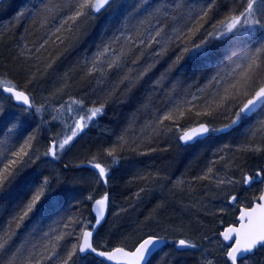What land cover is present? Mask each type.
<instances>
[{
	"label": "trees",
	"instance_id": "16d2710c",
	"mask_svg": "<svg viewBox=\"0 0 264 264\" xmlns=\"http://www.w3.org/2000/svg\"><path fill=\"white\" fill-rule=\"evenodd\" d=\"M3 1L0 0V3L5 4L0 10V105L9 110L21 108L16 106L9 97H5L2 93V87L13 85L16 86L17 90L25 91L30 99L33 98L35 101L41 92L39 88L42 87L49 90L53 95H63L66 92H70L71 95L69 97L77 100L82 99L85 108L92 106L94 101H107L103 115L98 116L91 122L95 124V128H90L91 126H89L85 129V134L83 136L81 134L73 142L72 147L76 150V154L73 156L74 159L72 161L65 160V154H63L60 161L53 162L45 171V174L51 172L53 176H59L62 181V187L73 192L74 198L73 196L67 197L68 202L63 203L62 208L45 205V211L32 214L16 230V236L13 237L9 246L10 250H15L16 247L25 241H28V247L42 242V240L47 239L43 236L45 232H48L50 236L55 235L56 232L63 229V224L67 222L68 217H76L82 221L93 219L91 201L85 200L84 197L94 187V176H88L87 179H85V176H77L80 172L85 173L86 169L77 168L75 165L80 164L81 166L85 165V167H88L86 164L87 159H90L98 150L102 152L104 148L118 145L117 138L124 133L125 129H128L126 138L129 142L122 149L118 148L119 163L112 167L106 191L109 194V198L111 196L113 198V194H115L114 196L117 198L125 196L134 197L133 199H135L137 188L140 191L145 190V193H141L137 197L141 199L142 205L145 206L144 208H147L148 202H150V207H152L153 211H150V216L149 212H147L142 217L143 221H151L152 217L156 216L163 220L167 219V221H171L172 214L174 213L167 212L164 208L160 209L159 207L161 205L165 206L167 200H171V203L174 197L176 200L178 199V196H175L177 193L175 195L170 194L171 191L175 190L169 189L175 188L171 182H173L174 178L179 177L174 176V174L179 175V172H187L190 177L187 180L188 185L182 186V188L190 189L195 194L197 202H203L207 194L202 191L197 176L190 175L192 173L199 175L200 173H205L209 167L213 168V173H225L228 170L226 166L230 167L233 163L240 164L242 157L239 154H236L229 160H225V162L221 161L223 156L217 154V162L214 163L209 159L211 155H209L208 150L205 151L206 153L202 157V162L188 161L187 158L185 159L187 155L180 153L187 146L180 144L177 139L179 132L176 131L175 125L171 122H165L166 126L172 127L173 130L171 132L163 131L160 135L150 137V129L148 133L142 131L158 114L156 110L165 107L163 102L167 99V94L170 91L174 100L186 97L190 98L191 94H196L204 99L211 98L218 86L208 78L211 79L215 75V71H220V64L226 60L227 56L220 59L218 63H213L211 60L189 59L186 56L177 65L176 70L169 73L167 78L161 81L160 86L154 90L152 87L153 82L165 72L169 64L179 55L183 44L180 41L170 42L167 47V53L163 57H158L155 53L160 50L161 44L153 43L150 48L143 45L137 47L138 38L136 37V33L138 30L143 31L144 28L152 31L155 27L163 26L164 32L158 38L163 42L167 37L172 36L173 29L182 26L184 21L179 18L173 20L170 16L157 14L156 18L152 19L151 26L146 23L143 28L138 29L139 22L147 18L149 13H153L156 8H160L161 12H163L165 5L169 6V10L177 3L199 8L201 5L206 4L208 0H147V3H144V0H120V7L118 9L103 11L97 15L96 19L89 20L86 24L82 25V28L86 29V35L79 36L77 32L69 33L66 30L68 25H65V30L57 34L64 37L63 43L57 41L56 37L52 36V32L60 25L61 20L69 14L68 8H63V11L60 12H56L54 8L56 5L63 7L65 0ZM232 1L233 3L229 2V0H217V6L209 14L211 19L208 23L202 20L201 24L204 27L199 32L189 36L188 39L198 43L202 38H205L206 33L212 31L211 25L217 24L229 12L228 6L233 8L236 5H234V2L237 3L240 0ZM141 4L143 6L137 10L138 5ZM45 5L53 7V12H43L42 8ZM6 6L13 7V10L7 12ZM182 11L186 14L187 7ZM78 36L79 38H77ZM128 36L136 39L137 43L129 46L125 39ZM114 37H120L119 41H115ZM226 39L220 41L211 40L210 45H221L220 50L226 51L229 55L232 49L235 50V43H226ZM46 40L48 43L44 44ZM102 43H112L113 48L117 51L122 46L125 51L129 47L132 48V51L124 58V63L120 68L109 70L104 75H101L99 72L88 75L85 60L90 59L97 51V46ZM42 44H44V47H41ZM141 53H143L142 56ZM133 60H138V63L133 64ZM154 60L158 61L155 67L142 80L131 87L130 91L128 90L129 83L127 81L120 83L122 77L128 73L129 69L133 70L131 75L134 77L139 70ZM174 85L175 89L173 91ZM34 90L38 91L36 92V96L33 93ZM67 102H70V100H65L64 98L57 101L56 104L60 106ZM72 107L75 111L71 113L65 109H61V111L63 110L66 123L69 118L71 120L70 124L79 113L78 107L75 105ZM44 112L45 110L43 109L41 114L43 115ZM36 114L37 112L34 108L30 110L23 128L18 134L16 133L17 137L16 134H13L16 130L12 133H7L4 128L6 121H0V152H4L7 146L3 143L5 135H8L7 141H11V151L9 150L8 155L18 149L28 135L35 134L36 139L38 138V135L35 133L36 129L34 128V124L38 119ZM209 119L214 126L220 127L228 123L230 117L223 110L214 114L211 118L196 117L192 113L178 119L177 123L183 128L194 126L193 121L195 120ZM42 121L43 119L39 124ZM212 137L198 143L204 145V143L210 142ZM52 138V136L47 134L41 135L38 140L39 143H35L36 139L33 141V147L36 148V145L46 146ZM82 157L84 158L82 159L83 161L79 159ZM103 158L111 160V158ZM179 160H183L186 163L179 164ZM206 161L210 165L204 164ZM223 163L225 164L223 165ZM54 164L59 168L57 171L51 169ZM65 164L69 165L67 169L64 168ZM201 180L204 182V179ZM161 188L163 190L169 189V191L167 190V193L160 192V194H153L155 189L159 190ZM77 201H81V203H77ZM14 213L15 203L10 201L0 202V230L8 227V223ZM120 222L116 224V228L127 227L125 222ZM107 223L108 219L97 234H102V230L108 225ZM178 224L183 223L179 222ZM13 227L15 226L13 225ZM197 227L199 229L193 228L199 231L197 236H204L211 231L210 229L213 226ZM73 228L78 231L80 225H73L67 231H71ZM53 229L56 232L52 231ZM74 242H76L75 236H68L60 241L59 248L57 249L58 255L63 257ZM169 244L160 252L162 254L159 253V255H171V251L168 248L172 243ZM200 245L204 246L205 240H201ZM73 259L76 261V264L99 262V260L91 256L88 257L86 262L80 261L76 257ZM46 264H56V259L53 258L52 261H48Z\"/></svg>",
	"mask_w": 264,
	"mask_h": 264
},
{
	"label": "snow or ice",
	"instance_id": "6c2138e0",
	"mask_svg": "<svg viewBox=\"0 0 264 264\" xmlns=\"http://www.w3.org/2000/svg\"><path fill=\"white\" fill-rule=\"evenodd\" d=\"M144 3H147V0H144ZM142 6V4L138 5L137 10ZM216 6L217 0H208L199 8L177 3L169 10V6L165 5L163 12L160 8H156L153 13H149L147 18L139 22L138 29L143 28L146 23L151 26V21L156 18L157 14L170 16L173 20L179 18L184 21V24L174 28L173 35L167 37L163 42L158 39L164 32L163 26L155 27L152 31L144 28L143 31L138 30L136 33L137 47L143 45L150 48L153 43L161 44L160 50L155 53L158 57H163L167 53L170 42L180 41L183 44L179 55L153 82L154 90L160 86L161 81L167 78L169 73L176 70L177 65L186 56L189 59L211 60L213 63H218L220 59L228 56V64L234 65L230 71L217 72L211 77V82H215L218 87L209 99L191 94L190 98L174 100L170 91L167 94V99L163 102L165 107L157 109L158 114L142 130L148 133L150 129V137L160 135L163 131L171 132L172 127L165 125V122L168 121L174 124L176 131L179 132L178 141L187 146L215 134H227L234 127L250 119L259 109L264 108V58L261 57V53H264V43L254 50L243 53L237 51L230 56L226 51L220 50L221 45H210L211 40L220 41L225 38H227L226 43L234 42L242 45L245 43L243 39L245 37H250L258 32L264 35V0H241L240 4L231 8L223 19L217 24L211 25L212 31H208L205 38H202L198 43L190 41L188 37L204 27L201 24L202 20L208 23L211 19L209 14ZM119 7V0H65L63 7L56 5L54 8L56 12L68 8L69 14L61 20L60 25L52 32V36L63 43L64 37L57 34L65 30V25H68L66 30L69 33L77 32L79 36L86 35V29L82 28V25L89 20L96 19L97 15L103 11ZM186 7L187 13L185 14L182 10ZM53 10V7L47 5L42 8V11L47 13H52ZM69 22L71 23L69 24ZM119 39L120 37H114L117 42ZM125 39L129 46L137 43L132 36ZM53 42L55 43V41ZM47 43L46 40L44 44ZM44 44L41 47H44ZM131 51V47L125 51L123 46L117 51L113 48L112 43L98 45L95 54L85 60L87 74L92 75L99 72L104 75L109 70L120 68L124 63V58ZM142 55L143 53H141ZM132 63L136 64L138 60H133ZM156 63L158 61L154 60L147 64L134 77L131 75L133 70L129 69L120 83L127 81L130 91L131 87L142 80L155 67ZM174 89L175 85L173 91ZM3 90L10 94V98H14L15 101L26 106L18 110H9L0 105V121H6L4 128L7 133H12L17 128L22 129L31 109L34 108L37 113L43 110V105L37 106L29 95L25 94V91L17 90L16 86H6ZM73 105H77L79 113L82 114L78 113L72 124L67 125L65 131L56 134L49 140L43 151L33 147L36 136L30 134L19 148L8 156H4V153L0 152V157H3L0 160V202L15 203V213L11 217L8 227L0 230V264H46L54 257L56 264H76L74 257L86 262L91 255L116 262V264H151L152 257L159 251L158 246L166 240V236L158 232H145L136 239L130 248L121 246L110 250H101L100 246L94 244L93 232L105 220L109 208L110 198L107 191L99 198H95L92 191L84 197L85 200L91 201L95 223L68 217L67 222L63 224V229L58 232L55 229L52 230L56 232L55 235L50 236L48 232H45L43 236L47 239L42 242L28 247V241H25L15 250H10L9 246L13 237L16 236V230L32 214L45 211V205L62 208L63 203L68 202L67 197L73 196L74 198L73 192L62 187L59 176H53L51 172L45 174V171L53 162L60 161L66 151L71 150L73 142L85 132L92 121L103 115L107 101H94L92 106L85 108L82 99L70 98V102L60 105L57 112L60 109H65L71 113L75 111ZM222 110L230 117V120L220 127L214 126L210 119L195 120L193 121L194 126L183 128L177 123V120L184 118L186 114L194 113L196 117L211 118ZM52 119L55 120L57 117L53 116ZM257 131L264 132V119L258 121V126L255 131L251 132V136L254 137ZM127 132L128 129H125L124 133L117 138L118 145L104 148L102 152L98 150L90 159H87V166L94 172V184L108 186L112 167L119 163L118 148L122 149L129 142L126 138ZM240 150L258 153L264 151V148L252 143H245ZM103 157L111 158V160ZM68 167V164L64 165L65 169ZM75 167L79 168L81 165L78 164ZM211 173H213V168L209 167L207 172L197 179H210L209 174ZM182 183L183 181H178L177 186ZM216 183L218 186L243 184L249 187L256 183L264 184V168L251 173L245 172L239 180L232 177H221L217 179ZM138 195L139 193H137ZM77 203H81V201H77ZM229 203L238 204L237 195H230ZM220 211H224V209H220ZM238 212L236 222L219 233L223 242H231L219 244L223 249L221 254L223 264H252L253 258L258 253H264V188H261L258 195H254L246 206L238 207ZM76 224L80 225L78 231L74 228L67 231ZM68 236H75L76 242L71 244L63 257H60L57 253L60 241ZM204 239H208V237H204ZM172 243L177 250L200 247V244L195 240L187 237L175 239ZM203 264H216V262L206 259Z\"/></svg>",
	"mask_w": 264,
	"mask_h": 264
},
{
	"label": "rangeland",
	"instance_id": "374dc122",
	"mask_svg": "<svg viewBox=\"0 0 264 264\" xmlns=\"http://www.w3.org/2000/svg\"><path fill=\"white\" fill-rule=\"evenodd\" d=\"M240 1H237V3L234 2V5L236 4L235 7L240 4ZM229 2L233 3L232 0H229ZM4 5L5 4H2V2L0 3V10L4 7ZM228 9L230 10L231 7L228 6ZM243 39L245 43L242 45L235 43V50L232 49L229 56L233 52L237 51L243 53L245 51L254 50L255 48L259 47L261 43H264V35H261L259 32ZM263 55L264 53H261L262 58H264ZM231 67H234V65L228 64L227 56L226 60L222 64H220V71H215V74L217 72L230 71ZM208 79L211 80L210 78ZM39 89H41V92L38 95V99L35 101L32 98L31 100L35 104L37 103V106L43 105V109L45 110V112L43 115L41 114V112L36 114L38 119L34 124V128L36 129L35 133L36 135H38V138L36 139L35 143H39L38 140L41 135L47 134L54 137L56 134L62 133L66 130L67 125H70L71 122V120H69L68 118V122L66 123V119L63 116V110L61 111L60 109V111L57 112V109L60 108V106L56 104L57 101L63 100L64 98L65 100H70L71 97L69 96L71 95V93L66 92L63 95H53L49 92V90H46L43 87ZM37 90L33 91L35 96L36 92L39 91ZM75 106L78 107L77 105ZM53 116H56L57 119L53 120ZM40 118L41 120L43 119V121L39 124V122L41 121ZM261 119H264V108L252 118L244 121L239 126L234 127V129L230 130L227 134H215L210 142L206 144L204 143V145L202 143H197L193 146H187L184 147L185 150L183 152H180L187 155L185 159L187 158L188 161L194 160L195 162H202V157L203 155H205L206 150H208L209 155H211L209 156V159L214 163L217 162V154H221L223 156V159L221 160L222 162H225V160L227 159L229 160L236 154H239L242 157V159L240 160V164L233 163L230 167L226 166L228 170L225 169V173H211L209 174L210 179H204V182L201 179H197L198 183L201 184L200 186L202 187V191L207 194L203 199L204 203L201 201V203L197 202L198 200L195 198V194H193V191H191L190 189L182 188V186L188 185L187 180L190 178L185 171L181 173L179 172V175L174 174V176L179 177L174 178L173 182H171V184L175 188H169L171 190H175L171 191L170 194L175 195L177 193L175 196H178V199L176 200V198L174 197L175 199L172 198L171 203V200H167V204L165 206L161 205L159 207L160 209L164 208L167 212L174 213L172 214L171 221H167V219L163 220L162 218H158V216L152 217L151 221H143L142 217H144L147 212H149L150 216L151 212L153 211L151 209L152 207H150V202H148L149 207L147 206V208H144L145 206L142 205L141 199H139V197L137 196L135 197V199H133L134 197L130 198L125 196H120L117 198L116 196H114L115 194H113V198L112 196L110 197V212L107 223L108 225H106V228L104 227V229L102 230V234H96L94 243L100 246V249L102 248L101 250H110L112 248L121 246L130 248L135 243L136 239L139 238V236L148 231H155L165 235L167 243H172V241L175 239L187 237L195 240L198 244L201 243V240H205V245H200L198 249L177 251L172 243V245L168 248L169 251H171V255H159V253L163 251L162 249L156 256L153 257V259L151 260V264H157L158 261L159 264H203L206 259H212L216 262V264H223V258L221 255L223 249L219 246L222 241L220 239L219 233L223 231L225 227L236 222V218L239 215L238 207L246 206L248 203H250L252 197L254 195H258L259 190L264 186V184L256 183L250 187L243 184L218 186L216 181L221 177H232L239 180L245 172L251 173L264 168V151L257 153L245 152L240 150L241 146L245 143H252L255 145H259L261 148H264V132L257 131L254 137L251 136V132L256 130L258 121ZM90 126V128H95L94 123H90ZM20 130L21 128H17L16 132H14L13 134H18ZM84 134L85 132L82 133L81 136H83ZM7 136L8 135H5L3 141V143L7 145L5 151L3 152L4 156H7L11 151V141L9 140L10 143L7 141ZM44 147L45 146L36 145V148L40 149L41 151L44 150ZM73 148L74 147H72L70 151H67V153H65V156L69 153L67 157L64 156L65 160L72 161L74 159L73 156H75L76 150H74ZM2 159L3 157H0V160ZM79 159L82 160L84 158L82 157ZM179 161V164L186 163L183 160L180 162ZM204 164L210 165L209 163H207V161ZM224 164L225 163H223V165ZM79 168H83L84 170H86L84 171L85 173L80 172L77 174V176H85V179H87L88 176H94L93 169L85 167V165H82ZM51 169L53 171H57L59 168L54 164ZM205 173H200V175L197 173H192L190 176L201 177ZM178 181H183V183L177 186ZM106 189L107 187H105L103 184H94V187L89 190V192L92 191L94 197L99 198V196L102 195L106 191ZM169 189H155L153 191V194H160V192L164 193L167 190L169 191ZM135 192L139 193L140 195L141 193H145V190L140 191V189L138 190L137 188ZM233 194L237 195L238 204L234 205L229 203V197ZM220 209H224V211H220ZM184 218L186 219V221ZM90 221H92L93 223L94 217L93 219H90ZM118 222H125V225L127 227L116 228V224ZM179 222L183 224H178ZM197 226H213L212 228L214 230L211 228V231H209L208 234H205L204 236H197L199 231L193 229L194 227L199 229ZM204 237H208V239H204ZM54 259L56 258L54 257ZM100 261L101 260H99V262L95 261L92 264H105L103 261ZM252 264H264V253H258L256 257L253 258Z\"/></svg>",
	"mask_w": 264,
	"mask_h": 264
},
{
	"label": "water",
	"instance_id": "95a60500",
	"mask_svg": "<svg viewBox=\"0 0 264 264\" xmlns=\"http://www.w3.org/2000/svg\"><path fill=\"white\" fill-rule=\"evenodd\" d=\"M4 87H6V86H4ZM4 87H2V93L5 95V96H7V97H10V94L9 93H7V92H5L3 89H4ZM26 94V93H25ZM27 95V94H26ZM12 100H13V102L17 105V106H20V107H26L25 105H23L22 103H19V102H17V101H15L14 100V98H12ZM263 108H261V109H259L255 114H257L258 112H260L261 110H262ZM32 110V109H31ZM254 114V115H255ZM253 115V116H254ZM207 138H202L201 140H199V141H197V142H195V143H193V144H190V145H187V146H193V145H195L196 143H198V142H201V141H204V140H206ZM180 144L182 145V146H185V145H183L181 142H180ZM264 188V187H263ZM109 212H110V200H109V208H108V211H107V213H106V216H105V220L101 223V225H99V226H97V228L95 229V231L93 232V242H94V238H95V236H96V234L98 233V231H99V229L106 223V221H107V219H108V216H109ZM93 213V212H92ZM95 214L93 213V216H94ZM94 223H95V221H94ZM228 227V226H227ZM227 227H225V228H227ZM224 228V229H225ZM220 239H221V241L223 242V238L222 237H220ZM223 243H225V244H228V243H231V242H223ZM167 246V241L165 240L164 242H162L159 246H158V248H159V251L158 252H160V250L161 249H163L164 247H166ZM196 249H198V248H196ZM177 250V249H176ZM187 250H193V249H181V250H177V251H187ZM157 252V253H158ZM156 253V254H157ZM91 256H93L94 258H96V259H98V260H101V261H103L105 264H116V262H113V261H106V260H104L103 258H101V257H97V256H95V255H91ZM154 257V256H153ZM152 257V258H153Z\"/></svg>",
	"mask_w": 264,
	"mask_h": 264
},
{
	"label": "bare ground",
	"instance_id": "6f19581e",
	"mask_svg": "<svg viewBox=\"0 0 264 264\" xmlns=\"http://www.w3.org/2000/svg\"><path fill=\"white\" fill-rule=\"evenodd\" d=\"M9 7H10V6H6L7 12L13 10V7H10V8H9ZM8 8H9V9H8ZM7 12H6V13H7ZM36 95H37V93H36Z\"/></svg>",
	"mask_w": 264,
	"mask_h": 264
}]
</instances>
